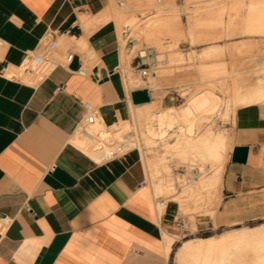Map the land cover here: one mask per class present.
I'll list each match as a JSON object with an SVG mask.
<instances>
[{"label": "crops", "instance_id": "1", "mask_svg": "<svg viewBox=\"0 0 264 264\" xmlns=\"http://www.w3.org/2000/svg\"><path fill=\"white\" fill-rule=\"evenodd\" d=\"M110 2L0 0V264H171L174 258L175 232L184 230L185 218L176 225L181 210L171 199L157 213L138 150L96 158L72 141L82 134L84 103L111 127L148 102L133 103V91L150 96L144 86L124 84L116 21L103 20ZM49 41L58 64L47 74L25 80L5 74ZM80 66L84 75L76 72ZM256 107L235 110L209 226L264 218V119ZM235 145L248 147L245 162L231 160ZM166 232L176 235L169 249Z\"/></svg>", "mask_w": 264, "mask_h": 264}, {"label": "bare ground", "instance_id": "2", "mask_svg": "<svg viewBox=\"0 0 264 264\" xmlns=\"http://www.w3.org/2000/svg\"><path fill=\"white\" fill-rule=\"evenodd\" d=\"M110 1L112 5L111 9L109 7L111 13L109 15H105L103 20L112 17L116 21L118 28L117 32L122 29V32H119L122 36L120 43V52L122 57L124 56L123 54L126 53L124 50L125 41L130 37V29L132 27L134 30L136 29V35H142L144 39L152 41L158 40L157 34L160 33V31L165 34L167 33V36L169 34L170 37L175 38H178L183 34V31L181 30L182 28L179 26V16L173 7L169 9V11H166V14H159L162 12L161 9H157L155 11L153 10L151 12L152 15H148L147 17H145V15V18L141 20L136 18L135 15L130 16L128 12L143 8V6L148 4L153 5L155 0L119 1L118 4L124 6L123 9L114 7L112 0ZM165 2L166 5L173 6L172 3H170V0H166ZM197 2H203L202 4L196 6V8L202 12L194 15L193 18H189L191 15H188V19L191 20H189L191 27L189 26L187 28L186 35L192 36L193 40L195 41H211V43L201 48V51L198 53V58L201 57V60L202 57H211L210 60L208 59L211 63L208 65L207 62L205 66L204 64H201L204 62H201L200 64L202 67L199 69L201 71L198 70L199 72L196 73L200 75V72H202V75H216V77L220 78L223 77L225 71L228 70L227 65L222 59V53L228 49L230 52V49L238 50L240 48L243 51H249L253 46L254 41H244L239 44L233 42L235 44L232 45L219 44L216 41L227 39L235 34L264 37V0H197ZM179 10L183 11V8H179ZM192 12L194 13V11ZM194 23L201 24V27L203 28L200 27V30L197 28L198 32L195 31L197 29L192 26ZM78 45L82 46V42H78ZM138 52L142 53L144 51L138 50ZM179 59L181 60L180 55L177 53L175 54L174 51V54L170 56L169 60L177 62ZM17 73V67L11 66L5 70V74L9 76L17 75ZM124 76V84L126 88L131 87L130 85L133 82L132 76L129 73H126ZM135 79L133 80L135 81ZM232 80L233 93L230 96V102L226 104V108L222 116H232L235 114V110L238 106L253 104H258L260 111L264 113V80L259 79L248 88H244L242 91L239 89L240 85L235 84L236 81L234 77H232ZM150 83L152 87H155V82L152 81ZM212 87H214V89L217 88H215V86ZM216 90H218V88ZM211 94L213 98H221V96L214 90H212ZM194 95L189 96L191 98L187 101L185 99L186 102L181 104V108L169 106L165 108L162 107L163 109L159 108L157 111H155L157 106L156 102L148 101L142 105V108L146 107V109L142 110V112H140L141 109L140 111L137 110L141 114H136L137 108H135V114L136 118H145L150 116L148 121L149 124L143 131L145 141L149 144L155 143L156 140L163 139L166 135H168L169 131L175 127H178V129L183 128V131L187 129V133L185 132L181 136L179 134L175 135L177 137L174 139V141L171 143L167 142V145L170 148H174L176 154L182 159L192 157L199 164L200 162H209L214 166L213 171L208 178L200 179V177L203 176V167H200L199 165L198 169L200 173L198 177L188 182H183L192 183L189 184L187 188V191L190 194L198 196L200 193L205 192L207 196L212 189L216 188V186H219L223 162L226 156L225 153L227 151L228 144L231 142V139L230 136H228L225 132L219 130L215 132L207 125L203 126V128L201 127L202 129L197 135L191 137V134H188V132L192 131V127H194V123L191 122L192 120L196 119L197 126H201L200 117L202 118V116L206 115L202 111H206L205 107L210 101V97L205 92L195 96ZM183 123L184 125H182ZM129 128V125L125 124L123 127H116L115 129H112L111 127L105 126L100 119L97 120L96 115H87L80 127L82 134L77 132L72 141L82 150L87 151L90 150L88 149L90 147L88 141L90 137L93 134H99L101 137V142L95 143L90 151L93 157L101 158L103 156L102 148L106 145L110 146L109 143L112 141H121L124 147L133 145L135 135H133L134 137H127ZM118 151L119 150H113L110 155H113L114 152ZM143 160V163H145L146 166H149L148 168L150 169L153 176L157 178L151 188L152 193H157L162 189L161 187L163 182L159 179V172L164 171V162L162 161V158L157 155L144 157L142 161ZM168 197L166 203L170 200ZM215 200L216 199H214V201ZM155 208H157L156 211L158 213L164 207H158L155 205ZM174 237L175 236L173 234L169 235L168 233L163 235L167 249H169ZM176 259L178 264H264V224L253 227L246 226L244 228L230 229L218 234L217 236L186 239L182 241L181 245L178 246L176 250Z\"/></svg>", "mask_w": 264, "mask_h": 264}, {"label": "rangeland", "instance_id": "3", "mask_svg": "<svg viewBox=\"0 0 264 264\" xmlns=\"http://www.w3.org/2000/svg\"><path fill=\"white\" fill-rule=\"evenodd\" d=\"M119 1H123V0H112V4L114 7L117 8L119 7L120 9H123L124 6L119 5L118 4ZM165 1L166 0H155V2L153 3L155 7L152 4H148L143 6V8L131 10L128 13L130 16L135 15L136 18L143 20V18L147 17L148 15H152L151 12L153 10L155 11L157 9H161L162 12H160L159 14H163V13L166 14L167 13L166 11H169V9L173 7L177 15L179 16V26L182 28L181 30L183 31V34L178 38H175V37H170L169 34L167 36V33L165 34L160 31V33L157 34L158 40L152 41V40L144 39L142 35L139 34L136 35V29L134 30L132 27L130 29V35H129L130 37L127 38L125 41L124 50L126 53H124L123 54L124 56L122 57L120 52V57H122L120 58L121 59L120 63H121L123 80L125 77L124 75L126 73H129L133 79L136 78L135 81L132 79L133 82L131 83L130 85L131 87L129 88H134L137 86L140 87L144 86L148 88L150 91V96L147 101L156 102L157 106L155 108V111H157L159 108L161 109L162 107L165 108L169 106H175L177 108H181L182 107L181 104H183V102L185 103L188 99L191 98L189 96L194 94L198 95L204 92L207 93V95L210 97V101L209 104L205 107L206 111L204 110L202 111L206 115L203 114L204 115L202 116L203 119L200 117L201 126L199 127L197 126L196 119L192 120L191 122L194 123L193 124L194 127H192L193 129L192 131H190L191 133L188 132V134H191L190 135L191 137L197 135L199 131L203 128V126L207 125L213 131L215 132L218 130L223 131L229 136L230 134L233 133L235 117L234 115L226 116V117H223L222 115L225 111L226 104L230 102V96L233 93L232 77H234L236 81L235 84L240 85L239 89L241 91L244 90V88H248L250 85L257 82L259 79L264 80V37L235 34L227 39L216 41L219 44H229V45L235 44L233 42H236V44H239L244 41L245 42L254 41V42H253V46L249 51H245V50L243 51L240 48L238 50L230 49L231 50L230 52L234 51L233 53H230L229 49L222 53V59L228 67V70L225 71L223 77L219 78L216 77V75H202L201 74L202 72H200L199 75L196 72L201 71L199 70L202 67L201 64L205 65L208 62L209 65V63H211L209 61L211 57H202L201 60L200 59L201 57L198 58L199 57L198 53L201 51V48L211 43V41H195L193 40L192 36L186 35L187 34L186 30L190 26L189 24L190 19H188V15L189 16L191 15L189 18H193L194 15L201 13L202 11L196 8V6L202 4L203 2H197V0H170V3H172L173 6H169L166 5ZM179 8H183V11H180ZM192 11H194V13ZM196 24L195 23L192 24V26L196 29L197 28L199 29L202 26L201 24H197V25ZM198 29L197 30L194 29V30L198 32ZM119 32L121 33L122 29H120ZM120 33H119V41L121 43L122 36ZM80 49L82 48L80 47ZM120 49H121V44H120ZM145 49H150L151 54H149L145 58V61L148 63L147 74L145 76H141L139 71L133 67L137 60V58H134V56L137 55L138 50H145ZM174 51L175 54L177 53L180 55L181 60L180 59L179 61L176 60L177 62L169 60L170 56L174 54ZM21 69H23V67ZM19 71L20 69H18V73H20ZM17 75L16 76L13 75L11 77H17ZM25 77L27 76H24L22 78L19 77V78L25 80L26 79ZM152 81L156 83L155 87L151 86L150 82ZM212 86H215V88L217 87L219 91L216 90L217 88L214 89V87ZM212 90L217 92L221 96V98H213L211 94ZM140 109L137 108L136 111L139 110L140 112H142V110H145L146 107ZM255 111L260 119H264V113H262V111H260L258 107L255 108ZM136 114H141V113L137 111ZM136 114H135V109L133 110L131 109L130 117H128L127 119H123L127 121L119 122L111 126L112 129H115L116 127H123L125 124H128L130 128L128 130L127 137L129 138L135 135V137L133 136L134 137L133 145L129 146L130 147L129 148V147H124L121 141L120 142L112 141L113 143L112 142L109 143L110 146L106 145L105 147L102 148L103 156L101 158L109 157L110 153L113 150H119L118 152L113 153V155H119L129 149L138 150L141 159H143L144 157H150L154 155L160 156L162 158V161L164 162L165 165L164 171L159 172L160 173L159 179L163 182L161 187L162 189L157 193L154 192L153 196L154 197L158 195L169 196L168 197L169 199L178 202L182 213L178 212L177 215L185 218L184 230L182 231L178 230L177 232H175V234L177 235V241H175V243L173 244V250L175 249L177 250L178 246L181 245L182 241L186 239L217 236L218 234L230 229L232 230L234 228L235 229L244 228L246 226L253 227L260 224H264V218H259L249 221H243L239 224H234L231 226H223V227L209 226L211 225L209 223V219H211L210 216L213 214V209L211 208L216 205V202L218 200V188H217L218 186L212 189L207 196L205 192L200 193L201 195L199 194L198 196L194 194L192 195L187 191L189 184L192 183L191 182L182 183L180 179L181 175L179 174L178 167L182 166L187 169L192 165H195L197 167H199L200 165V167H203V171H202L203 176H201L200 179L201 178L206 179L211 175L214 166L211 165V163L209 162H200L199 164L192 157L182 159L176 154L174 148L168 147L167 142L170 143L173 142L174 139L177 137L175 135L179 134L181 136L185 132L187 133V129L183 131V128L178 129V127H175L171 129L168 135H166L163 139L156 140L155 143H150V144L147 143L145 141L143 131L144 129L147 128L149 124L148 121L150 119V116H147L145 118L144 117L136 118ZM118 121H120V119ZM182 125H184V123ZM174 132L177 134H175ZM88 141L90 146L88 149L91 150V148H93V145L95 143L101 142V137L99 136V134H93ZM232 141H233V136L231 142L227 146V151L225 153L226 156L224 158L225 162L228 157V152H229L228 149L232 144ZM150 145H152L153 147ZM90 150H87V154L89 153L92 155ZM144 167H145L146 179L148 180V183L152 188V185L157 178L153 176L150 169L148 168L149 166H146L145 164ZM214 199L216 200L214 201ZM169 203H171L170 200ZM216 208L214 215L216 213ZM158 213H160V211ZM192 215H195V217L193 219H190ZM176 235L174 236L176 237ZM176 250L174 252V258L172 257L171 264H178L176 259Z\"/></svg>", "mask_w": 264, "mask_h": 264}, {"label": "built area", "instance_id": "4", "mask_svg": "<svg viewBox=\"0 0 264 264\" xmlns=\"http://www.w3.org/2000/svg\"><path fill=\"white\" fill-rule=\"evenodd\" d=\"M47 47L44 51L41 52H31L27 55L25 60L23 61L22 67L20 68V73L15 78L31 76L34 78H40L47 74L56 64H58L57 59H54L52 54L56 47V43L54 41H49L47 43ZM3 45V41L0 39V46ZM144 52H138L134 58H137L134 68H136L141 76H145L147 74V65L148 63L145 61V58L151 54L150 49L143 50ZM73 56L72 51H69L64 56V61L69 62ZM76 72L80 75L85 74V69L83 66H80ZM16 76V75H14ZM19 76V77H18ZM57 87V89H59ZM84 108L86 109V115H96V110L89 103H84ZM179 174L181 175L180 179L183 182H188L190 180L196 179L200 173L197 166L192 165L189 168H184L182 166L178 167ZM168 196L158 195L154 197V204L158 207H165L166 200ZM26 209L29 210V207L26 206ZM183 224V218L179 217L176 220V225L181 226Z\"/></svg>", "mask_w": 264, "mask_h": 264}, {"label": "water", "instance_id": "5", "mask_svg": "<svg viewBox=\"0 0 264 264\" xmlns=\"http://www.w3.org/2000/svg\"><path fill=\"white\" fill-rule=\"evenodd\" d=\"M149 98V93L145 89H138L131 93L133 103L145 102ZM248 147L246 145H235L231 151V160L239 163L246 161Z\"/></svg>", "mask_w": 264, "mask_h": 264}]
</instances>
